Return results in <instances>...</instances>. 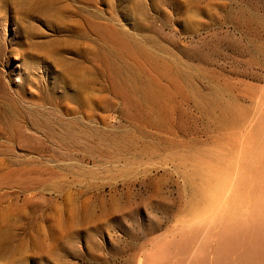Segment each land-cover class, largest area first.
I'll return each mask as SVG.
<instances>
[{"label": "rangeland", "instance_id": "rangeland-1", "mask_svg": "<svg viewBox=\"0 0 264 264\" xmlns=\"http://www.w3.org/2000/svg\"><path fill=\"white\" fill-rule=\"evenodd\" d=\"M263 123L264 0H0V264H236Z\"/></svg>", "mask_w": 264, "mask_h": 264}, {"label": "bare ground", "instance_id": "bare-ground-1", "mask_svg": "<svg viewBox=\"0 0 264 264\" xmlns=\"http://www.w3.org/2000/svg\"><path fill=\"white\" fill-rule=\"evenodd\" d=\"M254 149L253 152L248 150L250 153L247 151V155L242 154L239 171L233 163L224 165L226 171L239 172V182L225 187L226 175L220 173L212 182L213 185L206 188L205 194L201 193V200L193 207L195 213L201 212L209 216L211 226H220L218 244L222 248L219 257L223 253L224 257L220 259L228 258L229 253L236 250V264H264V161L261 151L255 153ZM216 163L214 169L218 170ZM249 224L255 230L246 235L244 231L247 229L244 228L249 227Z\"/></svg>", "mask_w": 264, "mask_h": 264}]
</instances>
